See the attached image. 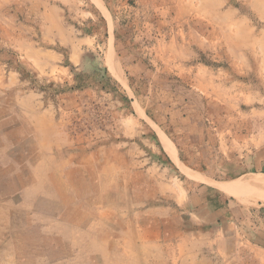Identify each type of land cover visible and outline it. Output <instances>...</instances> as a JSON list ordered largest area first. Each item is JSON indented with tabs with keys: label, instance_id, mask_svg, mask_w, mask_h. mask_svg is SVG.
Wrapping results in <instances>:
<instances>
[{
	"label": "rangeland",
	"instance_id": "obj_1",
	"mask_svg": "<svg viewBox=\"0 0 264 264\" xmlns=\"http://www.w3.org/2000/svg\"><path fill=\"white\" fill-rule=\"evenodd\" d=\"M0 26V264L171 263L141 245L148 135L186 177L176 147L264 199V173L231 171L264 142V0H4Z\"/></svg>",
	"mask_w": 264,
	"mask_h": 264
},
{
	"label": "crops",
	"instance_id": "obj_2",
	"mask_svg": "<svg viewBox=\"0 0 264 264\" xmlns=\"http://www.w3.org/2000/svg\"><path fill=\"white\" fill-rule=\"evenodd\" d=\"M3 2L4 0H0V3ZM16 42L18 47L26 46V42L20 37ZM43 116L47 115L44 112H34L33 122L36 126ZM143 141L149 148H145L140 155L141 159L136 161L147 166L145 173H149V168L152 169L153 166L157 169L154 182L152 180L148 183L150 186L154 183L153 198L158 202L155 210H146L150 214L153 211L156 213L157 227L151 233L142 230L141 245L150 254L154 252L155 246L158 247L157 254L171 249L169 255H172L173 260L170 263L169 259H165L164 264H222L224 261L221 260H227L233 254L236 255L237 264H264V199L259 198L252 205L242 204L235 195L212 184L226 181L217 179L214 173L230 170L216 162L196 163L190 152L189 159L185 157L183 161L181 157L186 154L182 147H176L178 158L184 166L190 172L201 175V178L186 177L164 148L161 138L148 135ZM176 143L178 146L179 142ZM245 148L237 156V159L240 158L236 162L238 168L231 171L238 172L239 176L264 173V142L255 137L251 151L246 152ZM125 152L131 156L128 150ZM134 156L138 154L135 152ZM166 199L172 200V207L159 203ZM173 215L174 220H177L176 229L171 230L167 223L173 219ZM76 232L84 236L79 229Z\"/></svg>",
	"mask_w": 264,
	"mask_h": 264
},
{
	"label": "bare ground",
	"instance_id": "obj_3",
	"mask_svg": "<svg viewBox=\"0 0 264 264\" xmlns=\"http://www.w3.org/2000/svg\"><path fill=\"white\" fill-rule=\"evenodd\" d=\"M173 150V149H172ZM170 151V150H169ZM170 153V152H169ZM175 158V157H174ZM242 178H250V177H242ZM241 178V179H242ZM257 182V180L256 179H249V180H245V181H243L241 184H237L236 183V185H233V186H229V187H227V192H229V193H231V192H235L236 191V189H238V188H240V187H243V186H248V187H254V186H257L258 184H260V183H258ZM263 186V185H262ZM257 188V187H256ZM235 193H237V192H235ZM234 194V193H233Z\"/></svg>",
	"mask_w": 264,
	"mask_h": 264
}]
</instances>
